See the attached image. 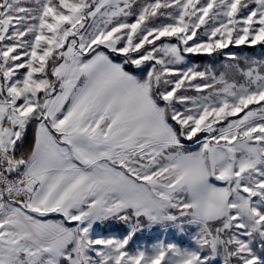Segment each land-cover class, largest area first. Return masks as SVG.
<instances>
[{"label": "snow or ice", "instance_id": "6c2138e0", "mask_svg": "<svg viewBox=\"0 0 264 264\" xmlns=\"http://www.w3.org/2000/svg\"><path fill=\"white\" fill-rule=\"evenodd\" d=\"M257 45L264 0H0V264H264V58L188 65Z\"/></svg>", "mask_w": 264, "mask_h": 264}, {"label": "trees", "instance_id": "16d2710c", "mask_svg": "<svg viewBox=\"0 0 264 264\" xmlns=\"http://www.w3.org/2000/svg\"><path fill=\"white\" fill-rule=\"evenodd\" d=\"M224 53H225V55L222 57H219L217 60H214L213 58L207 57V56H192L189 58L188 62L191 65L198 66L199 68H202V69L205 66L212 67L213 65H215V67L218 69L220 63L227 62V57L230 54H236V55L240 56L241 58H243L245 56H249V55L255 57L256 59L264 58V46L257 45L255 48H248L246 46H241L239 48H236V47L230 46L229 49L224 50ZM113 59L116 61H119L121 58L120 57H113ZM237 79H239V77H237ZM31 140H32V133L30 130L29 134H28V142L30 143ZM198 147H199L198 145H192L191 150H197ZM55 218L59 219V217H55ZM98 231H102L106 235H114V236H117L118 238H123L127 235L128 228L126 226H123V225L114 224L111 227L101 226V228H99ZM171 231H172V229H170V230L164 229L163 231H159L155 234H150L149 233L150 229L145 228L143 231L138 232L135 235L134 239L128 245V248L135 249L136 245H138L142 249L148 250L150 248L149 246H150L151 242L154 239L159 238V239L166 240L168 238H176V237H178L179 242L181 241V242H184L186 244L189 243L190 246H194L193 241L191 239H188L186 234L175 236L174 232H171ZM167 232H171L169 234L170 236L167 235Z\"/></svg>", "mask_w": 264, "mask_h": 264}, {"label": "rangeland", "instance_id": "374dc122", "mask_svg": "<svg viewBox=\"0 0 264 264\" xmlns=\"http://www.w3.org/2000/svg\"><path fill=\"white\" fill-rule=\"evenodd\" d=\"M159 43V42H158ZM188 65L189 66H195V65H191L189 62H188ZM200 69H202V68H200ZM189 95H193L194 93H188ZM192 227V228H191ZM189 229H188V233L186 234L187 235V237H188V239H191L192 241H193V239H192V236H193V233H194V231H195V226H191ZM150 229V234H155V233H157V232H159V231H163L164 229L161 227V226H159V225H157V226H152L151 228H149ZM170 229H172V228H169L168 230H170ZM171 232H174V234H175V236L176 235H182V234H180V233H178L175 229H172V231ZM171 232H167V235H169ZM97 234L99 235V236H101L102 238H113V239H123V238H125V237H123V238H118L117 236H114V235H106V234H104L102 231H98L97 230ZM170 236V235H169ZM174 236V237H175ZM159 244H170V245H175V246H177V247H182V248H189V247H192V246H190L189 245V243L188 244H186V243H184V242H179V239H178V237H176V238H168V239H166V240H163V239H154L152 242H151V244H150V248L148 249V250H151L152 248H154V247H156L157 245H159ZM138 249H140V250H145V249H142L141 247H139L138 245H136V248L135 249H132V248H128V250L130 251V252H135L136 250H138ZM147 250V249H146Z\"/></svg>", "mask_w": 264, "mask_h": 264}]
</instances>
